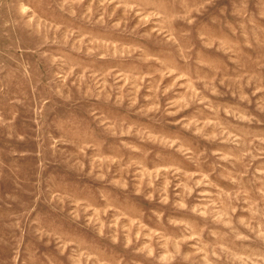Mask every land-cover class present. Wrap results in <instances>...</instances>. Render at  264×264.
Instances as JSON below:
<instances>
[{
  "label": "rangeland",
  "instance_id": "obj_1",
  "mask_svg": "<svg viewBox=\"0 0 264 264\" xmlns=\"http://www.w3.org/2000/svg\"><path fill=\"white\" fill-rule=\"evenodd\" d=\"M0 264H264V0H0Z\"/></svg>",
  "mask_w": 264,
  "mask_h": 264
}]
</instances>
